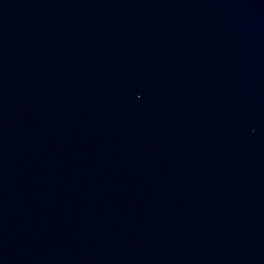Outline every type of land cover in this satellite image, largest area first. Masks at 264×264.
Returning a JSON list of instances; mask_svg holds the SVG:
<instances>
[{
  "label": "water",
  "instance_id": "95a60500",
  "mask_svg": "<svg viewBox=\"0 0 264 264\" xmlns=\"http://www.w3.org/2000/svg\"><path fill=\"white\" fill-rule=\"evenodd\" d=\"M0 264H264V0H0Z\"/></svg>",
  "mask_w": 264,
  "mask_h": 264
}]
</instances>
